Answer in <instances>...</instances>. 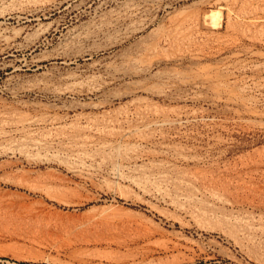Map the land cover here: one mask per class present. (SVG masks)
Segmentation results:
<instances>
[{
	"label": "rangeland",
	"instance_id": "obj_1",
	"mask_svg": "<svg viewBox=\"0 0 264 264\" xmlns=\"http://www.w3.org/2000/svg\"><path fill=\"white\" fill-rule=\"evenodd\" d=\"M0 30V264H264V0H0ZM55 57L100 92L25 91Z\"/></svg>",
	"mask_w": 264,
	"mask_h": 264
},
{
	"label": "bare ground",
	"instance_id": "obj_2",
	"mask_svg": "<svg viewBox=\"0 0 264 264\" xmlns=\"http://www.w3.org/2000/svg\"><path fill=\"white\" fill-rule=\"evenodd\" d=\"M127 15L133 16L136 8L133 7L128 8ZM134 9V10H133ZM3 14V13H2ZM209 17L211 18V24L215 27H220V19L218 12H210ZM31 21V20H30ZM33 21V20H32ZM29 22V21H27ZM105 27V26H104ZM139 28H133L132 30H137ZM127 31V30H126ZM131 31V30H130ZM129 31V32H130ZM114 34V33H113ZM130 34V33H129ZM88 35V34H87ZM123 35V34H122ZM134 35V34H133ZM18 36V35H17ZM17 36H7L4 30H0V43L3 45H6L8 47L14 46V41H17ZM74 36V35H73ZM78 36V37H77ZM124 36V35H123ZM131 36V35H130ZM29 37V36H28ZM76 43L82 44L83 41H87L88 38H83L81 40V37L76 34ZM126 38V36H124ZM128 37V36H127ZM121 39V35H115L113 39V44L119 42ZM36 40V39H35ZM28 41V40H27ZM33 42V41H32ZM36 42V41H35ZM47 42V40H46ZM50 42V41H49ZM16 45V44H15ZM27 46V45H26ZM49 46V45H48ZM22 48L21 44H18L15 46V50L13 52H17ZM25 50V49H24ZM88 51V48H86ZM32 51V50H31ZM89 52V51H88ZM86 53V52H85ZM44 55V54H43ZM85 55V54H84ZM42 56H32L27 61L25 58L20 62V60H16V63L13 65L12 69L15 71H29L33 68L34 70H38L39 68L43 67L40 59ZM71 57V56H70ZM58 60V61H57ZM77 62V58L75 57L74 60H71L68 57H61L57 58L55 57L53 61L47 65H49L47 71H44V73L41 74L40 78L36 80V83L34 85L36 86H27L25 91L28 90V92L31 90L35 91L37 88H39L41 85L48 86V92L52 94L54 97H62L66 96L68 99H76V98H91L95 94L99 93L101 90L100 83L95 79L94 76H89L87 78L81 77L80 74L76 73L77 71L73 72L72 70L66 71L64 67H67L69 65H73ZM134 64L137 62L139 67V60L134 59ZM132 62V63H133ZM10 65V64H9ZM97 65V64H96ZM90 67V66H89ZM91 68V67H90ZM93 69V68H92ZM105 69L107 72H109L112 68L111 66L107 65L105 66ZM65 70V71H62ZM62 71V72H59ZM35 72V71H34ZM79 72V71H78ZM92 73V72H91ZM35 75V74H34ZM48 76H51V79H48ZM88 76V75H87ZM56 81H59L60 83L57 84ZM106 84V83H105ZM30 85V84H29ZM33 85V84H32ZM45 88V87H44ZM38 91V90H37ZM35 93V92H34ZM60 102V101H59ZM31 119V118H30ZM30 122V121H29ZM33 124H46V123H54L56 122V118L51 116H45V117H37L33 121ZM41 146V142L37 144V148ZM13 156V155H12ZM44 160V159H43Z\"/></svg>",
	"mask_w": 264,
	"mask_h": 264
}]
</instances>
